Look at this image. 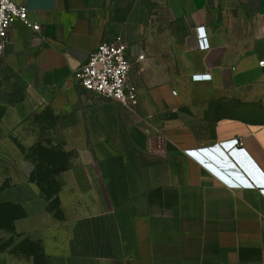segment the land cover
<instances>
[{
  "label": "crops",
  "instance_id": "crops-1",
  "mask_svg": "<svg viewBox=\"0 0 264 264\" xmlns=\"http://www.w3.org/2000/svg\"><path fill=\"white\" fill-rule=\"evenodd\" d=\"M17 1L41 29L16 22L0 60L88 147L104 194L50 264H264V0H163L166 20L144 0ZM118 35L136 108L75 77Z\"/></svg>",
  "mask_w": 264,
  "mask_h": 264
},
{
  "label": "rangeland",
  "instance_id": "rangeland-1",
  "mask_svg": "<svg viewBox=\"0 0 264 264\" xmlns=\"http://www.w3.org/2000/svg\"><path fill=\"white\" fill-rule=\"evenodd\" d=\"M144 3L166 20L163 0ZM22 86L13 66L0 60V202L19 203L26 213L0 235V264H50L42 252L67 250L74 220L95 213L104 194L94 188L88 147L71 143L59 116ZM85 166L83 192L74 171Z\"/></svg>",
  "mask_w": 264,
  "mask_h": 264
},
{
  "label": "built area",
  "instance_id": "built-area-1",
  "mask_svg": "<svg viewBox=\"0 0 264 264\" xmlns=\"http://www.w3.org/2000/svg\"><path fill=\"white\" fill-rule=\"evenodd\" d=\"M18 21L35 31L41 29L40 24L30 20L29 9L25 4L17 0H0V57L5 54L10 42V30ZM144 57L140 55L139 59ZM131 71L128 43L123 36L118 35L111 40H102L90 53L87 62L76 71L75 77L84 90L99 97H108L118 104L136 108L140 105V95L138 87L130 81ZM238 144L239 141L234 140L224 143V146L243 165L232 149ZM253 179L257 185H264L262 178Z\"/></svg>",
  "mask_w": 264,
  "mask_h": 264
},
{
  "label": "trees",
  "instance_id": "trees-1",
  "mask_svg": "<svg viewBox=\"0 0 264 264\" xmlns=\"http://www.w3.org/2000/svg\"><path fill=\"white\" fill-rule=\"evenodd\" d=\"M25 215L26 213L21 204L11 201L0 202V235L5 231H14L17 220ZM41 255L44 257V252ZM32 256L36 257L37 255L33 253ZM35 264L37 263L35 262Z\"/></svg>",
  "mask_w": 264,
  "mask_h": 264
},
{
  "label": "water",
  "instance_id": "water-1",
  "mask_svg": "<svg viewBox=\"0 0 264 264\" xmlns=\"http://www.w3.org/2000/svg\"><path fill=\"white\" fill-rule=\"evenodd\" d=\"M228 154H229V153H228ZM229 156L231 157V159H233V160H234V162H236V161H235V159L233 158V156H232V154H231V153L229 154ZM236 164L239 166V164H238L237 162H236ZM239 167H240V166H239ZM248 178H249V177H248Z\"/></svg>",
  "mask_w": 264,
  "mask_h": 264
}]
</instances>
